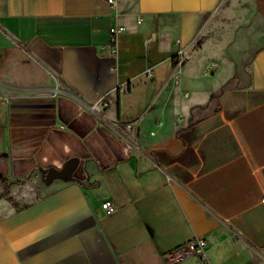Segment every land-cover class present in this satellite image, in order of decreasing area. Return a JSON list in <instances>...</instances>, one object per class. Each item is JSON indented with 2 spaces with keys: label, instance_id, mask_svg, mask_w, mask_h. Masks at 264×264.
I'll return each instance as SVG.
<instances>
[{
  "label": "crops",
  "instance_id": "obj_1",
  "mask_svg": "<svg viewBox=\"0 0 264 264\" xmlns=\"http://www.w3.org/2000/svg\"><path fill=\"white\" fill-rule=\"evenodd\" d=\"M261 196L264 0H0V264H264Z\"/></svg>",
  "mask_w": 264,
  "mask_h": 264
},
{
  "label": "rangeland",
  "instance_id": "obj_2",
  "mask_svg": "<svg viewBox=\"0 0 264 264\" xmlns=\"http://www.w3.org/2000/svg\"><path fill=\"white\" fill-rule=\"evenodd\" d=\"M196 54H198L197 56L199 57V40L197 43H195L194 48L187 55V58L188 57L192 58L193 55L196 56ZM188 159L189 160H187V165H185V166L179 165V164L176 165L177 169H175V174L179 178L178 181L183 186H185V188H187L189 191L194 192V193H200L202 195V193L204 191L206 192L205 188L209 189V191H210L213 188L220 187L221 184H222V186H225L226 184H229L230 186L234 185L233 182H228V183L223 182L221 184L217 183V186L213 187V186H211V181H209V182H207V184L205 186L204 183H202L201 180H199V155H197V153L193 151V153L188 157ZM241 170H243L244 172H247L246 167H241ZM241 185H243L245 187L250 186L251 189H255V190H258L260 187L259 182H255V183L246 182L243 184L236 182L235 188L239 189ZM242 200H244V199L236 198L232 201V202H235L236 210L239 208V203ZM245 202H250L252 205H254V203H257V207L253 208L256 210H252V215L253 216L254 215H256V216L262 215V217H264V198H262V196L257 197V198L254 197L252 199H245ZM263 223H264V221H262V224Z\"/></svg>",
  "mask_w": 264,
  "mask_h": 264
},
{
  "label": "built area",
  "instance_id": "obj_3",
  "mask_svg": "<svg viewBox=\"0 0 264 264\" xmlns=\"http://www.w3.org/2000/svg\"><path fill=\"white\" fill-rule=\"evenodd\" d=\"M107 3L110 6H113L116 2V0H106ZM119 30V27H111V32L113 34L112 40L115 39L114 34ZM216 63H211L210 67L215 66ZM147 73H151L152 69L148 68L146 70ZM90 108L99 113L103 116V104L102 103H92L90 105ZM104 117V116H103ZM101 207L108 213H111L115 210V205L111 200H103L101 203ZM206 246L207 242L203 237H196L193 239H190L186 241L185 243H182L178 245L177 247L173 248L172 250L168 251L163 255V260L165 264H175L185 258L188 257H200L205 258L206 257Z\"/></svg>",
  "mask_w": 264,
  "mask_h": 264
},
{
  "label": "water",
  "instance_id": "obj_4",
  "mask_svg": "<svg viewBox=\"0 0 264 264\" xmlns=\"http://www.w3.org/2000/svg\"><path fill=\"white\" fill-rule=\"evenodd\" d=\"M78 160L76 158L69 159L63 166L61 170L55 168L48 169L45 173V181L49 182L53 178H69L71 176V171L76 167Z\"/></svg>",
  "mask_w": 264,
  "mask_h": 264
},
{
  "label": "trees",
  "instance_id": "obj_5",
  "mask_svg": "<svg viewBox=\"0 0 264 264\" xmlns=\"http://www.w3.org/2000/svg\"><path fill=\"white\" fill-rule=\"evenodd\" d=\"M3 183H4V190H7V184H6V179L2 178Z\"/></svg>",
  "mask_w": 264,
  "mask_h": 264
}]
</instances>
